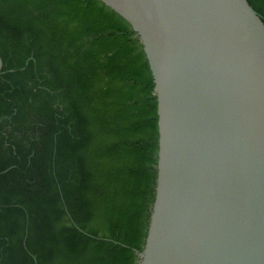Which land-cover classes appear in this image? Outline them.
<instances>
[{
    "label": "trees",
    "instance_id": "trees-1",
    "mask_svg": "<svg viewBox=\"0 0 264 264\" xmlns=\"http://www.w3.org/2000/svg\"><path fill=\"white\" fill-rule=\"evenodd\" d=\"M0 57V264H140L159 131L137 33L98 0H0Z\"/></svg>",
    "mask_w": 264,
    "mask_h": 264
},
{
    "label": "water",
    "instance_id": "water-1",
    "mask_svg": "<svg viewBox=\"0 0 264 264\" xmlns=\"http://www.w3.org/2000/svg\"><path fill=\"white\" fill-rule=\"evenodd\" d=\"M98 1L137 33L155 83L140 264H264V20L247 0Z\"/></svg>",
    "mask_w": 264,
    "mask_h": 264
}]
</instances>
